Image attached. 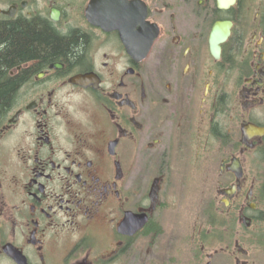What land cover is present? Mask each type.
<instances>
[{
  "label": "flooded vegetation",
  "instance_id": "obj_1",
  "mask_svg": "<svg viewBox=\"0 0 264 264\" xmlns=\"http://www.w3.org/2000/svg\"><path fill=\"white\" fill-rule=\"evenodd\" d=\"M16 23L86 47L7 73L0 264H264V136L243 130L264 128V0H0V24Z\"/></svg>",
  "mask_w": 264,
  "mask_h": 264
},
{
  "label": "trees",
  "instance_id": "obj_2",
  "mask_svg": "<svg viewBox=\"0 0 264 264\" xmlns=\"http://www.w3.org/2000/svg\"><path fill=\"white\" fill-rule=\"evenodd\" d=\"M85 47L83 37L77 35L69 39L62 38L45 25L38 29L17 23L0 24V106L9 104L18 85L19 79L7 78L9 69L18 62L63 57L70 63H76L82 59ZM257 224L255 220L254 226ZM256 232H253L255 237Z\"/></svg>",
  "mask_w": 264,
  "mask_h": 264
},
{
  "label": "rangeland",
  "instance_id": "obj_3",
  "mask_svg": "<svg viewBox=\"0 0 264 264\" xmlns=\"http://www.w3.org/2000/svg\"><path fill=\"white\" fill-rule=\"evenodd\" d=\"M261 123H264V120H261L260 121ZM234 131H235V136H234V147H233V153L234 155H239L240 152L238 151V149L235 147L236 144H238V141H239V136H241V126L239 123H235L234 124ZM250 144H253L252 147L247 151L245 152L243 155L240 156L242 162H243V165H244V168H245V171L247 173V177L251 180V179H256L258 180L259 176L261 175V171L263 170V164H262V159H261V154L259 152V149H258V145H259V142H258V139H255L253 142H251ZM258 149V150H257ZM230 156V154H227L225 151H220L217 153L216 155V165H215V168H216V175H218V170H219V165H220V162L223 158H226ZM217 204V210L219 209L218 206H219V202H215ZM251 216H257V214H252L251 213ZM197 218V216L195 215H191V222H193L195 219ZM233 218H237V216L234 215L233 213ZM223 220V219H222ZM237 221V220H236ZM236 221H233L232 222V231H233V236L235 234H238L241 233V234H244V229L241 228V222H236ZM201 223L202 225H204V218L203 216H201ZM259 223L256 225V226H252L251 230L254 231H257L258 232V228H259ZM218 233L220 232V230L218 229L217 230ZM237 238V237H236ZM216 248L218 250H220V248L222 247L220 244H217L215 245ZM216 258H218L217 260V264H220V256H217ZM254 263L255 264H259L260 262V259H259V255L257 256V254L254 255ZM258 258V259H257ZM253 260V258H252ZM235 264V263H233Z\"/></svg>",
  "mask_w": 264,
  "mask_h": 264
},
{
  "label": "water",
  "instance_id": "obj_4",
  "mask_svg": "<svg viewBox=\"0 0 264 264\" xmlns=\"http://www.w3.org/2000/svg\"><path fill=\"white\" fill-rule=\"evenodd\" d=\"M218 26L219 25H217L214 28L213 35H215V30H216V28ZM220 26H222V28L225 29L224 32H223V37L221 39V41H223L225 39V37L229 34V31H228L229 25H220ZM215 55L218 57V54H215ZM244 134H245L247 139H251V138H253L255 136H263L264 135V128H260V127H257L255 125H247L244 128ZM228 169L230 171H232L236 175V177L238 179L243 176V169H242L240 161L237 158H234L232 160V162L229 165ZM234 191H235V189L233 188L232 190L227 191L225 194H227L229 196V195L233 194ZM225 203L227 204V201ZM246 220H249V219L245 218L244 221H246Z\"/></svg>",
  "mask_w": 264,
  "mask_h": 264
}]
</instances>
